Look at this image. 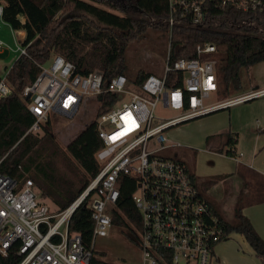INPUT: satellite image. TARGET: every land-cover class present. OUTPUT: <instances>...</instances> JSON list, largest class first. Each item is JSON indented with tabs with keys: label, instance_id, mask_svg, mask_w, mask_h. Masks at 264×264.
I'll use <instances>...</instances> for the list:
<instances>
[{
	"label": "built area",
	"instance_id": "2783aa9c",
	"mask_svg": "<svg viewBox=\"0 0 264 264\" xmlns=\"http://www.w3.org/2000/svg\"><path fill=\"white\" fill-rule=\"evenodd\" d=\"M264 0H167L165 22L169 34L176 23L201 27L214 10L230 8L235 12H256ZM3 4L0 2V29ZM225 16L226 13H220ZM228 14V13H227ZM23 21L24 18L21 17ZM25 54V46L3 49ZM168 51L160 75L149 73L138 85L127 82L124 74L111 78L103 86V74L95 69L87 74L75 71L72 62L53 54L48 65L39 64L35 80L22 89L29 99L28 109L35 117L28 131H39L53 113L73 118L85 101L104 92L115 94L113 106L97 120L103 148L98 173L86 188L65 208L53 210L38 197L30 178L15 179L0 172V253L16 247L17 264H90L94 257L93 241L105 237L112 223V208L119 197L120 176L132 177L135 188L131 197L139 213L138 227L130 230L140 249L138 264H210L224 226L206 197L192 179L186 163L163 150L168 144L167 129L178 123L215 110L264 96V87L249 90L233 98L205 103L217 91V49L214 42L196 45V56L169 60ZM168 72L180 73L179 85H166ZM11 93L0 76V98ZM180 110L176 116H155L157 102ZM98 159V158H97ZM86 200L93 220L92 243L86 247L78 232L70 231L69 220Z\"/></svg>",
	"mask_w": 264,
	"mask_h": 264
},
{
	"label": "trees",
	"instance_id": "16d2710c",
	"mask_svg": "<svg viewBox=\"0 0 264 264\" xmlns=\"http://www.w3.org/2000/svg\"><path fill=\"white\" fill-rule=\"evenodd\" d=\"M2 19L14 30L24 32L25 54L18 55L7 68L5 80L11 93L0 98V172L15 179L30 178L40 190V197L50 198L57 210L65 208L98 173L97 152L103 148L98 136L97 120L115 103V94L104 92L96 97L95 117L62 149L52 136L50 119L39 131H28L35 117L28 109L29 99L22 95L24 86L31 84L40 72L39 64L51 54H60L72 62L75 71L87 74L95 69L103 74V86L111 78L124 74L127 82L138 86L150 71L139 69L132 78L128 74L126 51L141 38L147 28L160 27L167 43L169 60L196 56V45L214 42L217 52V93L226 98L242 88V70L264 61V4L256 12H233L230 8L214 10L219 17L211 18L201 27L176 23L169 34L165 19L167 0H0ZM220 13H226L223 17ZM228 13V14H227ZM21 17L24 20H21ZM1 76V74H0ZM181 74L168 72L166 85H179ZM61 116L53 113L51 116ZM62 117V116H61ZM43 131L39 135L40 131ZM264 133V128L261 130ZM219 141L213 149L233 155V136L216 135ZM64 169L59 167V161ZM190 171L198 189L204 194L222 176L197 178ZM135 181L129 176L119 178V197L112 208V223L129 230L139 225V213L131 193ZM205 196V195H204ZM206 197V196H205ZM210 207L224 226L221 240L232 232L241 234L257 256L263 258L264 238L241 211V196L233 208V220L227 221L206 197ZM68 228L78 232L82 243H92L93 220L86 200L73 212ZM16 247L6 255L0 253V264H17ZM90 264H116L92 258ZM159 264H171L159 260Z\"/></svg>",
	"mask_w": 264,
	"mask_h": 264
},
{
	"label": "rangeland",
	"instance_id": "374dc122",
	"mask_svg": "<svg viewBox=\"0 0 264 264\" xmlns=\"http://www.w3.org/2000/svg\"><path fill=\"white\" fill-rule=\"evenodd\" d=\"M20 31L12 29L8 23H2L0 38L3 40L5 45L14 49L17 44L22 45L24 35ZM167 51V37L165 36L163 30L160 27L147 28L143 36L133 41L126 51V61L129 67L128 74H130L133 78L139 69H143L144 71H150L154 74L160 75L163 71ZM16 56H18L17 51L8 48L3 49L0 52V74L13 63ZM49 61V59L46 60L44 65H48ZM263 83L264 63H258L247 68L245 67L242 70L243 87L238 93L249 91V86H251V88L262 87ZM218 99L223 98L220 97L218 93H216V95L213 93L208 99H205V103L213 102ZM97 106L98 103L96 100L91 98L81 104L79 111L71 119L68 117H61L59 115L50 117L49 130L57 144L62 149H65L67 143L87 123L94 119ZM237 106L241 107L243 110V113L246 116V121L250 120L253 121L254 124L261 123L262 126L264 125V96L246 100ZM220 111H227V109H222L217 112ZM179 113L180 110L164 107L160 101L157 102L154 107L155 116L161 118L173 117ZM199 120V118L191 119L168 128V139L172 142H177L180 145L169 147L163 150V153L166 155H175L177 157H181L182 159H186L187 161L194 157V162H196V160L200 162V169L197 167V170L199 172H203L207 166L210 165L209 162L212 160L208 156L213 154H211L208 150L204 151V149L200 146H197V139L200 138L201 133V129L196 126ZM42 133L43 131L41 130L39 135ZM244 138L243 144L250 145L248 136H245ZM205 143L206 142L204 141L202 146L205 149H208ZM260 143L261 145L257 150V153H259L257 157L259 158L264 156V137L262 136L260 137ZM97 158L101 163H104L106 160V158H101L99 155H97ZM58 161L59 167L65 170L63 165L64 163H62L60 159H58ZM245 185V189L251 188V185L248 183ZM35 189L38 192V197L43 202H45L53 210H57L50 198L40 197V190L37 187ZM231 191L232 189L229 191V189H226L225 185L222 183H218L217 185L204 190V195L213 203L222 217L227 221L233 220V208L236 204L233 201V196L229 194ZM244 191L245 190L243 189L240 190L242 193L241 195H243ZM252 193L253 191L250 189L243 196L249 195V197H257V194L250 196ZM232 233L231 237L233 238H231V240H233L240 249L246 251L245 243H243L239 234H235V232ZM93 250L95 258L116 264H138L141 258L140 249L133 241L132 232L126 227L115 224L109 228L107 236L97 237L93 241Z\"/></svg>",
	"mask_w": 264,
	"mask_h": 264
},
{
	"label": "crops",
	"instance_id": "0c3cea01",
	"mask_svg": "<svg viewBox=\"0 0 264 264\" xmlns=\"http://www.w3.org/2000/svg\"><path fill=\"white\" fill-rule=\"evenodd\" d=\"M20 32L24 35L23 31ZM259 63H264V61ZM7 68L1 73V75L7 72ZM262 85V87H264V83ZM252 89L257 88H251V86H249V90ZM241 90L242 88L239 91ZM239 91H236L233 94H230L231 96L229 95L223 99L233 98L245 93H238ZM240 103L242 102L200 116L202 118L197 117L200 120L197 122L196 126L201 129L200 138L197 139V146H200L204 151L208 150L213 154L208 156L212 160L209 162L210 165H208L203 172L197 170V167L200 169V162L197 160L194 162V157L187 161L181 157L173 156L182 159L186 163L188 169L191 170L197 178L205 179L210 176H222V178L211 187L218 183H222L225 185L226 189H229V191L232 189L229 194L233 196V201L235 203L237 202L238 197L241 196V211L249 218L258 234L264 238V156L260 158L257 157L259 154L257 153V150L261 145L260 137H264V133L261 132L264 125L262 126L261 123L254 124L253 121L250 120L246 121V116L244 115L243 110L241 107L237 106ZM222 109H227V111L217 112ZM219 134H230L233 136L234 144L232 147L235 149L233 155L213 150L219 143V141L216 140V135ZM245 136H248L250 145L243 144ZM204 141L206 142L205 144L208 149H205L202 146ZM168 144L170 147L180 145L169 139ZM246 183L251 185V188L245 189ZM241 189L245 190L243 195L252 189L253 193L250 196L257 194V197H249V195L243 196L240 192ZM232 234L233 233H230L228 237L216 243L210 264H263V258L255 254L254 250L241 234L237 233L243 243H245L246 251L240 249L236 243L231 240V238H233L231 237Z\"/></svg>",
	"mask_w": 264,
	"mask_h": 264
}]
</instances>
